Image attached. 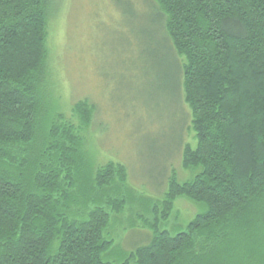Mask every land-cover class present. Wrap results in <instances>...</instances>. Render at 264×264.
I'll return each instance as SVG.
<instances>
[{"label":"trees","instance_id":"trees-1","mask_svg":"<svg viewBox=\"0 0 264 264\" xmlns=\"http://www.w3.org/2000/svg\"><path fill=\"white\" fill-rule=\"evenodd\" d=\"M151 1L190 112L181 168L194 176L139 197L150 238L117 264H264V0ZM48 17V0H0V264H114L111 219L134 192L123 165L85 170L94 106L77 102V125L58 116L39 135ZM180 198L202 209L169 231Z\"/></svg>","mask_w":264,"mask_h":264},{"label":"rangeland","instance_id":"rangeland-1","mask_svg":"<svg viewBox=\"0 0 264 264\" xmlns=\"http://www.w3.org/2000/svg\"><path fill=\"white\" fill-rule=\"evenodd\" d=\"M154 6L151 0H48L39 135L58 116L77 125V102L94 106L82 132L85 170L123 165L134 192L111 219L114 245L103 260L114 264L150 238L141 227L139 217L147 213L139 197L161 200L173 173L178 183L194 176L181 168L183 148L195 140L180 85L176 92L175 55ZM201 209L178 199L166 229H182Z\"/></svg>","mask_w":264,"mask_h":264}]
</instances>
